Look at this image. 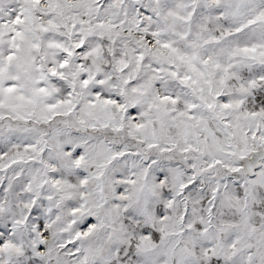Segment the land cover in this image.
Listing matches in <instances>:
<instances>
[{
	"label": "snow or ice",
	"instance_id": "snow-or-ice-1",
	"mask_svg": "<svg viewBox=\"0 0 264 264\" xmlns=\"http://www.w3.org/2000/svg\"><path fill=\"white\" fill-rule=\"evenodd\" d=\"M0 264H264V0H0Z\"/></svg>",
	"mask_w": 264,
	"mask_h": 264
}]
</instances>
